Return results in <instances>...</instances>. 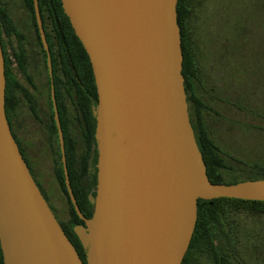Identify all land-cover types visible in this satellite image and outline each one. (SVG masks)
Masks as SVG:
<instances>
[{
  "label": "water",
  "instance_id": "1",
  "mask_svg": "<svg viewBox=\"0 0 264 264\" xmlns=\"http://www.w3.org/2000/svg\"><path fill=\"white\" fill-rule=\"evenodd\" d=\"M92 65L98 101L94 212L75 231L87 264H182L198 220V201H264V180L214 184L190 121L183 76L179 0H61ZM46 52L66 186L75 198ZM0 40V245L4 264H85L33 178L6 113Z\"/></svg>",
  "mask_w": 264,
  "mask_h": 264
},
{
  "label": "trees",
  "instance_id": "2",
  "mask_svg": "<svg viewBox=\"0 0 264 264\" xmlns=\"http://www.w3.org/2000/svg\"><path fill=\"white\" fill-rule=\"evenodd\" d=\"M5 1L6 0H0V40L1 34L3 33L9 38L16 37L17 41L21 43L24 36L17 31L16 27H14V24L9 17L7 11L8 6ZM22 1L26 10L30 13V23L35 33V40L38 44V48L44 56L45 68L47 70V83L49 87L50 111L43 120L40 118L36 109L35 98L30 95L28 90L14 75L12 71V65L14 62L10 59L11 54L7 52L1 40L5 57V73L7 80V118L12 130L10 114L15 113L18 109L17 113L21 116L22 112H19V109L22 108L21 103L23 101H28L31 107L32 117L39 126H35L36 130L32 132V138L30 141H27L26 144H22V147L13 134L14 138L26 164L27 159L25 158V153L33 159L34 163L37 164L40 159L39 156L43 152L41 145L36 142L37 131L41 127L46 129L50 139L55 140L57 147L56 151H54V154L56 155L54 157L55 178L58 181L72 212L77 217V213L73 207L66 186L58 131L52 106L47 57L39 35L34 0ZM202 4V0H179L177 11L184 56L182 73L185 78L190 121L200 151L202 152L207 165V174L210 181L214 184H237L248 180H264V163L257 159L247 160L227 154L221 149L214 138L213 130L217 125L212 113L217 115V117H219L220 114H218L210 105L212 101L211 94H209L208 87H206L203 78V73L197 64L196 47L194 46L193 38L194 21L197 18V12L199 10L198 6H202ZM230 5H232V8L235 5L236 11H238L237 9L239 8L243 10V8L248 5V0H237V5L233 0H226V11H228ZM39 6L52 56L56 98L65 136L70 183L78 206L81 211H83V194L80 191L82 178L81 174L78 175L75 170L76 160L79 154V149L77 148L78 137L76 134V137L71 135L70 126H72L71 122L73 120H77L76 122L79 123L86 142V147L84 146V149L82 150V160L84 167H87L92 152V144L96 142V120L92 113V106L98 101L95 77L90 58L80 39L77 37L69 17L64 12L62 1L39 0ZM243 12L244 13L241 14L242 17L239 18L238 21H233L235 22V24L233 23V29H236L233 30V39L230 40L229 38H226L223 42L224 44L222 48L225 51L223 53L224 57H226V52H230L228 51L229 48L234 50L238 48L240 52L242 49H246V43H248L249 39L248 34H246V31H248L246 18V15L248 14L247 9ZM243 20L244 23L241 22ZM22 48V45H19L18 52L16 50L12 56L16 59L19 65V71L26 75L27 56ZM67 98L70 99V105L68 104ZM217 100L218 104L223 102L225 105L235 106L240 111L245 110V106H242L243 103H241L240 100L234 102L235 99L232 100L227 96L223 99ZM55 144H51L52 150L55 149ZM27 166L29 167L28 164ZM225 170H236L237 175L231 180H227L223 173ZM244 212H248L252 215L264 216V201L233 198H217L213 200L199 199L196 229L182 264H196L198 258L204 255L210 256L213 264H247L244 263L243 258L240 257L237 248L241 235L240 224L233 218L234 213ZM257 248H255L256 252L258 251ZM80 256L84 263L87 264L86 255L82 248L80 249ZM0 264H4L1 245ZM254 264H259V261L255 260Z\"/></svg>",
  "mask_w": 264,
  "mask_h": 264
},
{
  "label": "rangeland",
  "instance_id": "3",
  "mask_svg": "<svg viewBox=\"0 0 264 264\" xmlns=\"http://www.w3.org/2000/svg\"><path fill=\"white\" fill-rule=\"evenodd\" d=\"M202 1L194 21L193 38L197 64L211 94L210 105L221 116L217 117L212 113L217 125L213 130L214 138L225 153L247 160L257 159L264 163V0H248V5L243 10L237 9L238 11L235 5L233 8L230 5L226 11V0ZM233 1L237 5V0ZM5 3L10 8L9 17L14 27L24 36L21 43L13 37L12 45L16 49L22 45L33 58L34 65L29 70L36 88L32 90L36 95V109L43 120L50 111L44 56L38 48L30 23V13L23 1L6 0ZM246 9V34L249 37L246 49L240 52L238 48H229L230 52H226L224 57L223 42L226 38L233 39V30H236L233 29V21H238ZM241 22L244 23V20ZM225 96L235 99L234 102L240 100L245 110L240 111L235 106L225 105L223 102L218 104L217 99H223ZM67 99L70 105V99ZM25 104L23 101L20 113L27 112V109H23ZM72 128L70 126V133L76 137ZM36 142L43 149L36 164L39 179L48 189L55 190L66 200L55 178V140L50 139L46 129L41 127L37 131ZM52 143L55 144L53 150ZM223 173L227 180L237 175L236 170H225ZM233 218L240 224L241 235L237 248L244 263L254 264L257 260L259 264H264V216L244 212L234 213ZM255 248L258 249L257 252ZM196 264H213V261L210 256L204 255L198 258Z\"/></svg>",
  "mask_w": 264,
  "mask_h": 264
},
{
  "label": "flooded vegetation",
  "instance_id": "4",
  "mask_svg": "<svg viewBox=\"0 0 264 264\" xmlns=\"http://www.w3.org/2000/svg\"><path fill=\"white\" fill-rule=\"evenodd\" d=\"M10 8L8 7L7 11L8 14H10ZM12 38L7 37L3 33L1 34V40L4 44L5 49L8 53L11 54V60L14 62L12 65V71L16 78L20 81V83L28 90L31 96L35 98V93H33V88H36V83L34 82V78L32 77V73L30 72V67L33 66V58L32 55L28 53L26 48H22L25 52V55L27 56V73L26 75L19 71V65L16 61V59L12 56L16 50L18 52V49H16L12 45ZM19 48V47H18ZM49 73V72H48ZM54 73V71H53ZM27 82V85H26ZM206 84V82H205ZM206 87L208 85L206 84ZM25 106L23 109H27L22 115L20 116L17 112L10 114V122L13 130V134L15 135V138L17 142L22 147V144H26L27 141H30L32 138V132L35 129V126H39L37 122H35V119L32 117L31 113V107L28 103V101H25ZM22 105V103H21ZM74 119V116H73ZM77 120H73L72 123V129L74 130L77 139V148L79 149V154L77 156L76 160V167L75 170L78 173V175L81 174V189L80 191L83 194L82 198V205H83V211L82 214L84 216V219L79 216L77 213V217L74 215V213L71 210V207L67 201L64 198H62L57 192L53 189H48L47 186L41 182L39 179V173L38 169L36 167V163H34L33 159L30 158L25 153V158L27 159V164L29 165L30 172L36 182L39 185V188L47 200L50 208L52 209L55 217L63 227L64 231L66 232L67 236L71 240V242L74 244L75 248L80 254V249H83V252L85 253L84 247L75 231V228L78 226H86L85 219H90L94 212V204L92 203L93 196L96 195L97 190V163H98V153L97 150H94V144H92V152L89 157V161L87 164V167H84L83 160H82V150L84 149V146L86 147V142L83 137L82 131L80 129L79 123L76 122ZM39 129V128H38ZM40 130V129H39ZM24 147V146H23ZM74 207V206H73ZM75 209V208H74ZM76 211V210H75ZM82 246V247H81ZM86 255V253H85Z\"/></svg>",
  "mask_w": 264,
  "mask_h": 264
}]
</instances>
